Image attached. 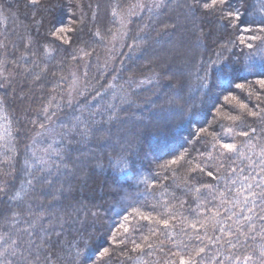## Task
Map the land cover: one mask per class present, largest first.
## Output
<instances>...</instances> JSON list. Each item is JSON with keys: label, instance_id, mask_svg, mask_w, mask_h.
Masks as SVG:
<instances>
[{"label": "trees", "instance_id": "trees-1", "mask_svg": "<svg viewBox=\"0 0 264 264\" xmlns=\"http://www.w3.org/2000/svg\"><path fill=\"white\" fill-rule=\"evenodd\" d=\"M136 3L0 0V235L31 213L63 229L77 264H259L264 42L249 37H264V0H160L122 29ZM236 8L251 32L225 28Z\"/></svg>", "mask_w": 264, "mask_h": 264}, {"label": "snow or ice", "instance_id": "snow-or-ice-1", "mask_svg": "<svg viewBox=\"0 0 264 264\" xmlns=\"http://www.w3.org/2000/svg\"><path fill=\"white\" fill-rule=\"evenodd\" d=\"M32 4H36L37 0H31ZM228 0H212V7L215 8L217 5H227ZM196 4L193 3L190 7H195ZM202 7L207 8L208 5L204 4ZM235 20L239 23L237 25H233L231 22ZM56 23L53 21V35H55ZM244 20L242 18V14L238 8L231 9L227 11L224 17V25L225 28L235 27L237 32L241 31H248L251 32V28H244ZM264 24V21L261 22ZM59 31H64L63 28H60ZM260 31L264 32V27L260 28ZM250 40L256 41L261 40L264 42V37H259L256 35H252L249 37ZM240 43H244L243 37H240ZM248 48H252L253 45L248 43L246 45ZM261 84H264V81H261ZM242 87V85H240ZM252 115H256V113H252ZM79 130L80 135H86V128L80 127L79 124L74 125L72 128L68 129L69 133L77 132ZM252 133L256 132V129H251ZM242 136L247 137L249 135L248 132L241 133ZM223 149L228 150V152H235L237 150V146L234 143H225L222 145ZM264 155V152L261 153ZM39 163H43V161H39ZM223 166V165H221ZM196 169H193L195 171ZM219 171V169H217ZM208 176H212V172L207 173ZM251 187V185H249ZM253 195H255L253 193ZM21 198V192H16L12 199H19ZM251 211V209H250ZM2 210H0V215H2ZM19 213H13L12 218L9 220L8 227L5 229V234L0 235V264H53V257L56 260L60 261L61 264H64V260L66 259L65 256H62V252H66L68 256L71 257L68 264H77V261L81 258V252L78 247L71 244L69 241L67 246L62 239L64 232L63 229L61 231L56 230V224L53 223H46L45 222V215L35 216L32 217L31 213H29L30 219L25 220L24 222L27 223V228H22L16 230L11 228L12 222L15 220V217L18 216ZM261 220H264V216L259 217ZM59 220L57 216L52 213L47 214V220ZM148 219V217H145ZM251 220V217L247 218ZM68 220L71 223H75L72 216H68ZM18 223V221H17ZM167 223V221H164ZM71 226V224L69 225ZM195 227V225H193ZM252 230H255V226H251ZM264 227V226H262ZM11 231V235L7 234L8 231ZM15 237V238H14ZM137 247H140L137 245ZM150 247V245H149ZM74 249V250H73ZM107 251V250H105ZM204 252V248H200L199 252L196 253L199 255L200 253ZM84 264L88 257H84ZM233 264H250L252 261V256L244 255V256H232L230 257ZM257 260H259V264H264V247L261 248L259 255L257 256ZM181 264H194L192 260H181Z\"/></svg>", "mask_w": 264, "mask_h": 264}, {"label": "rangeland", "instance_id": "rangeland-1", "mask_svg": "<svg viewBox=\"0 0 264 264\" xmlns=\"http://www.w3.org/2000/svg\"><path fill=\"white\" fill-rule=\"evenodd\" d=\"M156 1H160V0H137V3L131 8H129V10H127V12H125L123 14V16L121 17V24H124L122 29H127L128 26V22L129 20L137 13L143 11L145 8L151 6L154 2ZM125 32L121 31L120 36H118L117 39H119L118 41H120L123 37ZM7 72V69L4 68V66L0 65V76L5 74V75H9ZM69 93L67 95V101L68 102H73L74 100H76L78 93L82 90V81L80 78V75L78 73H75L70 87L68 89ZM119 174L122 178L124 179H139L142 180L139 176H137L136 174H133V172L129 169H126L125 166H121L119 169ZM85 189V185H83V190Z\"/></svg>", "mask_w": 264, "mask_h": 264}]
</instances>
